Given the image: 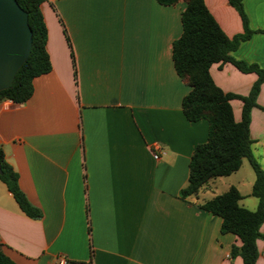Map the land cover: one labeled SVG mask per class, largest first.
Here are the masks:
<instances>
[{
	"label": "crops",
	"instance_id": "crops-1",
	"mask_svg": "<svg viewBox=\"0 0 264 264\" xmlns=\"http://www.w3.org/2000/svg\"><path fill=\"white\" fill-rule=\"evenodd\" d=\"M203 1L227 37L242 33L227 0ZM242 3L254 33L232 56L264 67V0ZM184 8L156 0L41 5L51 70L33 80L25 103H0V148L42 213L27 217L0 181V244L15 264H242L229 256L236 236L221 234V218L200 205L234 186L239 204L256 209L244 160L180 197L192 152L208 135L205 120L183 115L190 88L172 61ZM209 72L224 93L241 96L256 80L230 64ZM257 105L264 109V83ZM231 106L239 122L242 103ZM249 133L264 163V110H251ZM259 231L255 264H264V222Z\"/></svg>",
	"mask_w": 264,
	"mask_h": 264
},
{
	"label": "trees",
	"instance_id": "trees-1",
	"mask_svg": "<svg viewBox=\"0 0 264 264\" xmlns=\"http://www.w3.org/2000/svg\"><path fill=\"white\" fill-rule=\"evenodd\" d=\"M28 15L32 33V45L26 62L17 71L11 86L0 91V103L11 101L25 103L32 96L33 80L51 70L46 50L47 28L41 5L47 0H16ZM163 6L184 2L180 14L182 33L172 44V61L177 76L190 90L182 99L184 117L189 122L205 120L208 135L204 143L195 147L190 157L187 185L180 197L196 195L209 181L227 177L247 160L255 175L251 196L257 199V207L251 211L242 207L239 191L231 186L221 195L214 196L200 208L221 218V234H233L239 245H233L230 258L239 257L242 264H255L258 258L256 241L262 238L259 231L264 222V170L252 154L250 138V115L257 105V97L264 83V67L248 64L232 56L241 43L253 35L243 9V0H227L242 22L243 31L232 38L221 30L203 0H156ZM213 64H230L241 73H253L256 80L245 96L224 93L211 78L209 69ZM232 100L242 103L241 119L236 122L231 106ZM0 181L6 186L19 209L31 219H40L42 213L32 206L19 188L18 175L6 162L0 148ZM0 264H15L0 244Z\"/></svg>",
	"mask_w": 264,
	"mask_h": 264
},
{
	"label": "water",
	"instance_id": "water-1",
	"mask_svg": "<svg viewBox=\"0 0 264 264\" xmlns=\"http://www.w3.org/2000/svg\"><path fill=\"white\" fill-rule=\"evenodd\" d=\"M32 45L28 15L16 0H0V91L8 89Z\"/></svg>",
	"mask_w": 264,
	"mask_h": 264
},
{
	"label": "rangeland",
	"instance_id": "rangeland-1",
	"mask_svg": "<svg viewBox=\"0 0 264 264\" xmlns=\"http://www.w3.org/2000/svg\"><path fill=\"white\" fill-rule=\"evenodd\" d=\"M252 154H253V152H252ZM253 156H254V154H253ZM255 159L260 163V165H261L262 167H264V163L261 162L260 159H258V158H255ZM245 168H246L250 173H252V169H251V167H250V165H249V163H248L247 160H244V162H243V168H242L241 171H243ZM230 181H231V180H230Z\"/></svg>",
	"mask_w": 264,
	"mask_h": 264
},
{
	"label": "built area",
	"instance_id": "built-area-1",
	"mask_svg": "<svg viewBox=\"0 0 264 264\" xmlns=\"http://www.w3.org/2000/svg\"><path fill=\"white\" fill-rule=\"evenodd\" d=\"M153 157H154L155 159L158 158L157 155H153ZM58 264H66V260H65V259H59V260H58Z\"/></svg>",
	"mask_w": 264,
	"mask_h": 264
}]
</instances>
